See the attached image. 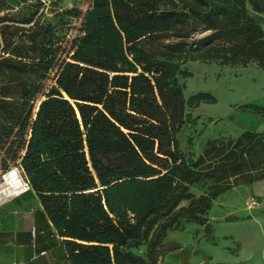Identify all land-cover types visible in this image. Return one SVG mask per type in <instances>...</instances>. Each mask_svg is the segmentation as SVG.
Wrapping results in <instances>:
<instances>
[{
    "label": "trees",
    "instance_id": "obj_1",
    "mask_svg": "<svg viewBox=\"0 0 264 264\" xmlns=\"http://www.w3.org/2000/svg\"><path fill=\"white\" fill-rule=\"evenodd\" d=\"M24 1L0 0V13ZM33 1L0 16V172L21 171L70 264H159L178 247L163 245L168 231L207 226L219 195L264 179V132L181 152L187 108L216 99L185 98L177 77L187 61L264 70L248 13L264 15V0H91L48 21Z\"/></svg>",
    "mask_w": 264,
    "mask_h": 264
},
{
    "label": "rangeland",
    "instance_id": "obj_2",
    "mask_svg": "<svg viewBox=\"0 0 264 264\" xmlns=\"http://www.w3.org/2000/svg\"><path fill=\"white\" fill-rule=\"evenodd\" d=\"M40 2L43 7L38 10V14L44 8L45 21L52 19L55 10L76 8L83 13L91 4V0H40ZM33 4V0H25L12 9L0 13V16L5 14L15 17L27 15L28 10L33 8L31 7ZM248 13L264 30V15L250 8H248ZM78 24L79 19L72 21L74 27L69 31V35L76 33ZM201 36L202 34H196L194 38ZM180 69L190 74L187 77L177 76L184 86L185 98L198 92H205L216 99L214 104L200 102L197 106L187 108L189 115L178 134L179 148L186 157L192 154L195 158L201 154L206 141L211 139L236 138L245 130L264 132V116L239 108V106L248 104L264 107V70L255 64L231 67L197 61H187L180 66ZM195 111L196 116H192ZM13 168L18 170L22 180L26 182L18 168L11 167L6 172ZM6 172H0V183ZM263 182L264 179L254 182L255 185L252 183L246 187L231 189L228 193L221 195L222 197L219 195L212 209V216L220 218L224 212L227 214L222 220L224 222H239L243 227L249 220H252L258 226H264V194L253 191L254 186H263ZM209 184V181H202V183L193 185L190 190L196 195L206 193ZM253 200L256 201V208L251 207ZM211 232V223H208L204 226L208 241L212 239ZM210 243L216 247H221L223 243L226 244L225 251L235 257L239 255L241 249V242L234 237H225L223 242L218 240L216 244L211 241ZM247 263L254 264L250 261L245 262Z\"/></svg>",
    "mask_w": 264,
    "mask_h": 264
},
{
    "label": "crops",
    "instance_id": "obj_3",
    "mask_svg": "<svg viewBox=\"0 0 264 264\" xmlns=\"http://www.w3.org/2000/svg\"><path fill=\"white\" fill-rule=\"evenodd\" d=\"M244 186L247 185L233 190ZM253 191L264 194V185L254 186ZM217 199L207 215L212 229L210 241L216 244L218 240L223 242L225 237H234L241 242L239 255L228 254L224 243L221 247L211 244L205 236L204 225L187 223L183 230L167 232L163 245L176 244L178 247L162 253L159 264H245L248 261L264 264V226H258L252 220L243 227L239 222H224L222 220L227 216L224 212L220 218L212 216ZM253 202L251 207L256 208V201ZM133 251L144 256L145 246ZM0 264H70L60 238L31 191L0 203Z\"/></svg>",
    "mask_w": 264,
    "mask_h": 264
},
{
    "label": "bare ground",
    "instance_id": "obj_4",
    "mask_svg": "<svg viewBox=\"0 0 264 264\" xmlns=\"http://www.w3.org/2000/svg\"><path fill=\"white\" fill-rule=\"evenodd\" d=\"M23 180L17 169L6 172L0 183V199L15 196L23 191Z\"/></svg>",
    "mask_w": 264,
    "mask_h": 264
},
{
    "label": "built area",
    "instance_id": "obj_5",
    "mask_svg": "<svg viewBox=\"0 0 264 264\" xmlns=\"http://www.w3.org/2000/svg\"><path fill=\"white\" fill-rule=\"evenodd\" d=\"M29 190V185H28V183L27 182H23V191L21 192V193H19V194H22V193H24V192H26V191H28ZM19 194H17V195H19ZM11 197H13V196H10V197H7V198H4V199H0V203H2L3 201H5V200H7V199H9V198H11ZM252 204H254V202H251V205Z\"/></svg>",
    "mask_w": 264,
    "mask_h": 264
},
{
    "label": "water",
    "instance_id": "obj_6",
    "mask_svg": "<svg viewBox=\"0 0 264 264\" xmlns=\"http://www.w3.org/2000/svg\"><path fill=\"white\" fill-rule=\"evenodd\" d=\"M192 116H196V111L192 113Z\"/></svg>",
    "mask_w": 264,
    "mask_h": 264
}]
</instances>
